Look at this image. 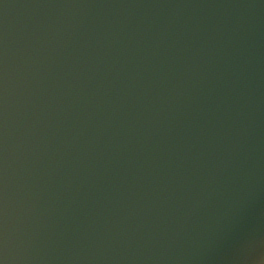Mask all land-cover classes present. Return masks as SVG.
Listing matches in <instances>:
<instances>
[{
	"label": "water",
	"instance_id": "obj_1",
	"mask_svg": "<svg viewBox=\"0 0 264 264\" xmlns=\"http://www.w3.org/2000/svg\"><path fill=\"white\" fill-rule=\"evenodd\" d=\"M2 264H264V0H0Z\"/></svg>",
	"mask_w": 264,
	"mask_h": 264
},
{
	"label": "snow or ice",
	"instance_id": "obj_2",
	"mask_svg": "<svg viewBox=\"0 0 264 264\" xmlns=\"http://www.w3.org/2000/svg\"><path fill=\"white\" fill-rule=\"evenodd\" d=\"M0 264H2V261H0Z\"/></svg>",
	"mask_w": 264,
	"mask_h": 264
}]
</instances>
